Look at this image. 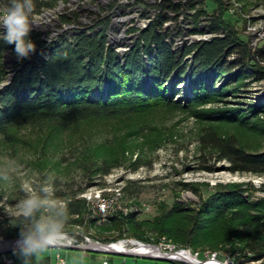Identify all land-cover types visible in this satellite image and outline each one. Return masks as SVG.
I'll return each mask as SVG.
<instances>
[{
	"label": "trees",
	"instance_id": "1",
	"mask_svg": "<svg viewBox=\"0 0 264 264\" xmlns=\"http://www.w3.org/2000/svg\"><path fill=\"white\" fill-rule=\"evenodd\" d=\"M58 1L34 0L33 13L50 8ZM1 2L4 6L9 0ZM191 3L193 0H187L185 6L192 8ZM181 7L180 2L164 1L161 12L142 30L141 40L123 56L106 44L104 32L93 36L81 32L72 41L62 37L47 44L40 33L33 31L31 38L37 45L36 54L17 61L8 81L3 52L6 49L13 52V49L0 40V84L7 82L0 87V135L6 136L10 129L19 126L50 125L62 129L90 119L128 117L154 106L182 107L183 101L192 109L221 100L224 105L201 109L196 111V116L264 131L263 98L243 102V106L239 105L241 102L229 106L225 99L243 90L248 78L264 82V45L251 51L246 39L231 27L222 11L206 28L214 34L209 40L175 48L168 40L169 32L159 28L168 19L166 8L180 11ZM204 12L205 9H199L194 18ZM221 29L223 34L217 35ZM183 84L189 86L188 92L180 93ZM200 139L218 153L219 159L230 161L231 171L264 173V150H248L234 136L221 135L215 129H208ZM107 160L104 158L98 164L94 174L102 176L111 170L112 163ZM124 188L128 191L129 185ZM244 192L239 183L220 185L197 206L189 205L186 210L182 203L175 201L155 222H138L135 213L123 214L120 209L111 220L115 227L127 223L134 234L144 239L149 238L144 232L140 234L141 228L149 226L160 234H167L178 245L194 250L239 242L232 252L247 250L251 254L245 257L261 259L264 257V198L249 200ZM78 193H56L67 204L66 229L99 228L97 237L102 238V232L107 229L103 226L105 223H98V217L91 215L90 203ZM0 222L5 224L7 238L18 236L22 225L18 217Z\"/></svg>",
	"mask_w": 264,
	"mask_h": 264
},
{
	"label": "rangeland",
	"instance_id": "2",
	"mask_svg": "<svg viewBox=\"0 0 264 264\" xmlns=\"http://www.w3.org/2000/svg\"><path fill=\"white\" fill-rule=\"evenodd\" d=\"M198 4L205 12L197 16V21L205 24L206 28H209L211 19L218 18L223 11V17L246 39L251 51L264 45V0H193L191 7L198 10ZM43 11L33 13V16L37 18ZM52 22L53 18L50 20ZM43 25L47 33L53 27L45 22ZM208 31L203 28L201 35L205 38L214 35ZM220 31L217 35L223 34V30ZM6 60L9 75L17 59L12 53ZM246 70L251 71V68ZM263 85V81L248 78L243 90L237 91L234 96L225 97V102L229 106L241 102L239 105L243 106V102L264 99ZM188 88V85L183 84L180 93L188 92ZM181 103L182 107L154 106L128 117L90 119L62 129L50 125L19 126L10 129L6 136L0 135V221L17 217V205L25 198L24 189L29 184L36 190L51 184L55 196L57 191H78V196L85 197L90 203L91 215L97 216L98 223H105L103 226L107 228L100 239L97 237L99 228L91 227L89 231L79 226L74 227L73 231L66 229L68 235L76 239L74 244L84 245L87 238L89 241L109 243L122 239L159 242L165 237L169 245L173 241L167 234H160L144 225L140 234L144 232V236L149 238L144 239L134 234L133 228L127 223L115 227L111 218L120 209L123 214L135 213L138 222H155L175 201L182 203L186 210L189 205L197 206L201 199L208 197L220 185L231 183H239L249 200L264 198V173L231 171L230 161L219 159L218 153L200 139L202 133L215 129L221 135L234 136L248 150H264V131L196 116V111L221 105L222 100L192 109H188L183 101ZM104 158L112 163L111 170L102 176L94 174ZM208 167H212V170ZM127 185L128 191L124 188ZM116 189L122 190V194L116 203L110 202L112 213L99 214L96 195L101 192L110 197ZM4 227L5 224L0 222V238L7 239ZM237 243L224 242L215 249L186 248L198 254L202 262L207 261V255L216 252L219 253L217 260L229 257L237 264L264 263V257H245V254H251L247 250L232 252ZM170 244L184 247L175 242ZM58 252L67 264H79L81 255L83 264H103L104 258L111 264H176L171 259L70 247L43 253L39 260L33 259L32 264L48 258L52 264H56ZM3 254L11 255L15 264H21V259L11 248L0 250V257Z\"/></svg>",
	"mask_w": 264,
	"mask_h": 264
},
{
	"label": "bare ground",
	"instance_id": "3",
	"mask_svg": "<svg viewBox=\"0 0 264 264\" xmlns=\"http://www.w3.org/2000/svg\"><path fill=\"white\" fill-rule=\"evenodd\" d=\"M174 3H181L182 7L180 11H183V3L182 0H172ZM187 2H184V10L186 13H193L196 9L187 8L185 6ZM170 10V9H169ZM112 5L109 4L108 0H59L54 6L50 8L44 9L42 14L35 18L36 30L40 31L41 38L47 44H50L54 41H58L60 38L64 37L65 39L72 41L74 37L81 32L86 33L87 35H95L100 32H104L106 44L116 50L120 56H123L128 50L133 48L138 41L141 40V32L156 18L157 10H148L142 11L141 5L138 4H126L122 7H118L115 9V16L117 17H132L134 15H140L141 19H149V17H154L149 20V22H145L142 26L137 30V38L135 36L129 35H121L119 38H113L112 33L115 34H123L124 32H128V23L126 22H111L110 30H106V24H97L94 27H79L84 21L86 17V21L88 23L96 22V14H103V17H111ZM53 18L54 22L50 23V20ZM200 18V17H199ZM166 20V19H165ZM170 20V13H168V19L164 21L162 24L163 30L165 32H169L168 40L172 41L173 47H182L184 45H191L193 43H198L201 41L209 40L212 36H207V38L201 35L202 29L205 30L206 27L201 23V21H197L193 15H183L179 19V25H171V23H167ZM52 24L50 32H46L44 30L45 25ZM49 28V27H48ZM188 29V30H185ZM2 29H0V33H2ZM210 32V31H208ZM212 33V32H210ZM42 35H46L42 36ZM202 36V37H200ZM191 40V41H189ZM122 50V51H120ZM12 51L10 49H6L3 52V62L6 63V60L9 56H12ZM7 64V63H6ZM13 71L9 73V77H7V81L10 80L13 75ZM122 191V190H121ZM119 189H116L112 196H105L103 194L98 193L96 197L99 200L98 210H101V207H104V202L115 201L121 196L122 192ZM83 196V195H82ZM85 196V195H84ZM91 197V196H90ZM93 198V197H92ZM97 200V199H96ZM97 200V201H98ZM63 202H65L63 200ZM110 208H105L101 215L111 214ZM0 241V250L13 246L14 241H8L4 238H1ZM138 240L128 239L126 240H118L117 242H109L108 248L113 250H121V251H144L147 249L150 251H154V253H158L156 248H150L147 246H138ZM159 242H162V245L165 247H175L173 242L167 244V240L165 237L160 239ZM216 254V252L212 253ZM186 260L195 261L192 256L188 254L183 255Z\"/></svg>",
	"mask_w": 264,
	"mask_h": 264
},
{
	"label": "clouds",
	"instance_id": "4",
	"mask_svg": "<svg viewBox=\"0 0 264 264\" xmlns=\"http://www.w3.org/2000/svg\"><path fill=\"white\" fill-rule=\"evenodd\" d=\"M34 7V0H9L0 7V29L3 30L0 40L12 46L18 62L36 54L37 45L31 38L36 30ZM6 84L3 82L0 87ZM48 179L51 181V177ZM24 190L25 198L17 205V217L22 225L13 243V253L21 259V264H32L43 253L68 246V211L67 204L55 196L51 184L39 190L29 184ZM79 264H83V255Z\"/></svg>",
	"mask_w": 264,
	"mask_h": 264
},
{
	"label": "built area",
	"instance_id": "5",
	"mask_svg": "<svg viewBox=\"0 0 264 264\" xmlns=\"http://www.w3.org/2000/svg\"><path fill=\"white\" fill-rule=\"evenodd\" d=\"M109 4L112 5V12L111 17H103V14H96V22L95 23H88L86 21V17L84 18L83 23L81 24V27H94L97 24H106V30H110V23L111 22H126L128 23V32H124L123 34H115L112 33L113 38H119L121 35H129V36H135L137 38V30L140 26H142L145 22H149L150 19L154 17H149V19H141L140 15H134L132 14V17H117L115 16V9L118 7H122L126 4H138L141 5L142 11H148V10H157V14L161 12V10L164 7V1L167 0H108ZM184 2H187V0H182L183 3V11H175V10H168V8L165 9V12L170 13V20H168L167 23H171V25H179V19L183 15H196L197 11L200 9V5L198 4V10L193 11V13H186L184 10ZM206 21H210L206 19ZM159 30H163V27L159 28ZM188 30V29H185ZM45 36L46 35H42ZM191 41V40H189ZM122 51V50H120ZM110 202L108 201L104 202V207H101V210H99V214L104 212L105 208H110ZM122 240H128V239H122ZM120 241V240H119ZM76 242V239L73 237H70L68 235V238L66 240L67 245H72ZM89 242V238L86 239V243ZM138 246H147L150 248H156L158 253H154V251H150L147 249L138 251V252H147L151 253L155 258H162L167 257L174 261H180L187 263L183 255L188 252L190 256L194 258L195 261L200 262L201 264H237L235 263V260L233 258L225 257L224 260H217L218 254H212L207 255V261L202 262L198 259V254H195V252L189 251L188 248H173V247H165L162 245V242H144V241H137ZM86 244L84 243V246ZM11 249L13 250V246H11ZM121 251V250H116ZM117 253V252H115ZM57 257V264H67L66 259L62 257L61 253L58 252L56 254ZM192 261V260H191ZM15 260L11 255H2L0 257V264H14ZM103 264H111L110 261L107 258H104L102 260ZM112 264H124V262L120 263H112Z\"/></svg>",
	"mask_w": 264,
	"mask_h": 264
},
{
	"label": "water",
	"instance_id": "6",
	"mask_svg": "<svg viewBox=\"0 0 264 264\" xmlns=\"http://www.w3.org/2000/svg\"><path fill=\"white\" fill-rule=\"evenodd\" d=\"M17 239V236L16 237H12V238H7L5 240H8V241H15ZM2 239L0 238V241ZM109 246V243H105V242H101V241H89L86 243V245H82V244H72V245H68L66 247H70V248H75V249H83V248H86V249H91V250H100V251H106V252H117V253H121V254H127V255H135V256H142V257H152V258H155L151 253H147V252H138V251H133V250H128V251H116V250H113V249H110L108 248ZM11 247H6L2 250L4 251H7L9 250ZM160 259H170V258H167V257H162ZM187 263L189 264H201L200 262L198 261H191V260H188L186 261Z\"/></svg>",
	"mask_w": 264,
	"mask_h": 264
},
{
	"label": "crops",
	"instance_id": "7",
	"mask_svg": "<svg viewBox=\"0 0 264 264\" xmlns=\"http://www.w3.org/2000/svg\"><path fill=\"white\" fill-rule=\"evenodd\" d=\"M57 260V258H56ZM15 264V263H14ZM37 264H52L50 259H43V260H40ZM56 264H57V261H56Z\"/></svg>",
	"mask_w": 264,
	"mask_h": 264
}]
</instances>
